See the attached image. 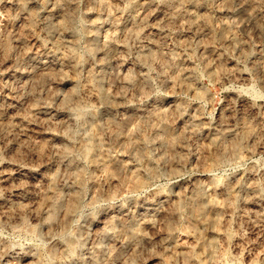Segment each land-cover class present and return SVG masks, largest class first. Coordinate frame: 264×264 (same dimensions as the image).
I'll use <instances>...</instances> for the list:
<instances>
[{"label":"rangeland","instance_id":"1","mask_svg":"<svg viewBox=\"0 0 264 264\" xmlns=\"http://www.w3.org/2000/svg\"><path fill=\"white\" fill-rule=\"evenodd\" d=\"M26 1L0 0V264H264V0H175L165 27L171 0ZM90 76L111 97L83 103L85 120L74 102ZM95 131L103 153L82 150Z\"/></svg>","mask_w":264,"mask_h":264},{"label":"bare ground","instance_id":"2","mask_svg":"<svg viewBox=\"0 0 264 264\" xmlns=\"http://www.w3.org/2000/svg\"><path fill=\"white\" fill-rule=\"evenodd\" d=\"M31 1V0H30ZM59 1V0H58ZM165 1V0H164ZM170 1V0H169ZM180 1V0H179ZM184 1V0H183ZM192 1V0H191ZM241 1H243V0H240V2ZM249 1V0H248ZM24 2H27L26 0H22V3H24ZM166 2H168V1H166ZM188 2H189V0H188ZM230 2V4H231V1H229ZM246 2H247V0H246ZM251 2V1H250ZM254 2L255 1H253V4H254ZM20 3V2H19ZM62 3V2H61ZM164 3V2H163ZM184 3H185V1H184ZM192 3V2H191ZM190 3V4H191ZM248 3V2H247ZM186 4V3H185ZM190 4H188V5H186V7L188 6L189 7V5ZM225 4H227V2H225ZM229 4V3H228ZM229 4V5H230ZM242 4V3H241ZM246 4V3H245ZM20 5V4H19ZM56 5V4H55ZM179 5V2L178 1H175V0H171V2H168V3H166L165 5H164V8H163V10H161V11H158L157 13H158V17H159V21L158 20H156V23H157V21H158V23H157V25L159 26V27H165V26H168L167 24H168V22L170 21V20H173L172 18H176V15L178 16V11L180 10L179 8H177V6ZM247 6H248V4H246ZM250 5H251V3H250ZM157 6V5H156ZM156 6H155V8H156ZM161 6H162V4H161ZM184 6V5H183ZM198 6V5H197ZM226 6V5H225ZM231 6V5H230ZM242 6H243V4H242ZM21 7V6H20ZM23 7V6H22ZM58 7V6H57ZM194 7H196V6H194ZM250 7V6H249ZM197 8H199V7H197ZM229 8V7H228ZM244 8V7H243ZM20 9H22V8H20ZM24 9H26V8H24ZM177 9H179L178 11H177ZM186 9V8H185ZM232 9V8H231ZM235 9V8H234ZM236 9H238V8H236ZM235 9V10H236ZM156 10H158V9H156ZM183 10V9H182ZM187 10V9H186ZM190 10H191V8H190ZM199 10V9H198ZM200 10H202L201 8H200ZM205 10H206V7H205ZM239 10H242V9H239ZM245 10H247V9H245ZM245 10H243V11H245ZM23 11V10H22ZM26 11V10H25ZM24 11V12H25ZM238 11V10H237ZM191 12V11H190ZM197 12H199V11H197ZM230 12H231V10H230ZM48 13V12H47ZM63 13V12H62ZM201 13V12H200ZM205 13V12H204ZM50 14V13H49ZM156 14V13H155ZM182 14H183V12H182ZM185 14H186V12H185ZM198 14V13H197ZM196 14V19H198V15ZM239 14V13H238ZM241 14V13H240ZM239 14V15H240ZM251 14H252V12H250V13H246V14H244L245 16H246V18L248 19V21H251L252 22V19H254V18H252V16H251ZM51 15V14H50ZM69 15L70 16H72L70 13H69ZM69 15L68 14H65V11H64V14H63V16L61 17V19L60 20H58V22L60 23V25L61 26H63V27H65L66 26V22H68L69 23V21H71V20H69ZM187 15V14H186ZM193 15V14H192ZM195 15V14H194ZM194 15H193V18H194ZM204 15V14H203ZM49 16V15H48ZM50 17H52V16H50ZM54 17V16H53ZM52 17V18H53ZM136 17V16H135ZM190 17H192V16H190ZM55 18V17H54ZM53 18V19H54ZM59 18H60V16H59ZM58 18V19H59ZM154 18H156V17H154ZM177 18H179L178 19V24L180 25V24H183V21L181 20V18L180 17H177ZM183 18V17H182ZM185 18V17H184ZM189 18V17H188ZM246 18H243V19H246ZM49 18H47V20H48ZM53 19H50V20H53ZM55 19H57V18H55ZM54 19V20H55ZM133 19V17L131 18V20ZM138 19V18H137ZM205 19L207 20V17H206V14H205ZM184 20V19H183ZM186 20H188V19H186ZM191 20V19H190ZM255 20L256 19H254V21L252 22L253 24H255V25H257L258 26V22H255ZM134 21V20H133ZM132 21V22H133ZM185 21V20H184ZM201 21V20H200ZM243 21V20H242ZM47 22V21H46ZM131 22V21H130ZM132 22H131V24H132ZM224 22V21H223ZM52 23H56V22H52ZM51 23V24H52ZM134 23V22H133ZM143 23V22H142ZM171 23V22H170ZM185 23V22H184ZM193 23H195V21L193 22ZM201 23V22H200ZM203 23H205V22H203ZM225 23V22H224ZM245 23H247L246 21H245ZM65 24V25H64ZM131 24H129L130 26H131ZM135 24H139V23H134V25ZM144 24V23H143ZM187 24V23H186ZM185 24V25H186ZM207 24V23H206ZM223 24V23H222ZM225 24H227V23H225ZM244 24V23H243ZM250 24V23H249ZM253 24H251L252 26H254ZM53 25V24H52ZM54 25H56V24H54ZM59 25V26H60ZM71 25V24H70ZM69 25V26H70ZM174 25V24H173ZM201 24H199V26H200ZM228 25H230V23H228ZM232 25V24H231ZM241 25V24H240ZM248 25V24H247ZM246 25V26H247ZM49 26H51L50 25V23H49ZM68 26V25H67ZM66 26V27H67ZM136 26V25H135ZM141 25H139V27H140ZM143 26V25H142ZM194 26V25H193ZM197 27H198V25H196ZM245 26V27H246ZM54 27V26H53ZM56 27V26H55ZM58 27V26H57ZM65 27V28H66ZM133 27V26H132ZM180 27V26H179ZM263 27V26H262ZM50 28V27H49ZM51 28H52V26H51ZM59 28V27H58ZM137 28V27H136ZM142 28V27H141ZM141 28H140V31H141ZM145 28V27H144ZM170 28V27H169ZM178 28V27H177ZM224 27H222V29H223ZM228 28H230L229 26H228ZM255 28V27H254ZM258 28V27H257ZM62 29V28H61ZM67 29H69V27L67 28ZM66 29V30H67ZM138 29V28H137ZM165 29V28H164ZM163 29V30H164ZM221 29V30H222ZM225 29H227V26L225 27ZM259 29V28H258ZM263 29V28H262ZM59 31H60V29H58ZM66 30H63V31H66ZM129 30L131 31V28H129ZM149 30V29H148ZM152 30V29H151ZM166 30V29H165ZM167 30H169V29H167ZM173 30V29H172ZM181 30V29H180ZM230 30V29H229ZM257 30V29H256ZM264 30V29H263ZM69 31V30H68ZM67 31V32H68ZM72 31V30H71ZM129 31V32H130ZM133 31V30H132ZM135 32H136V30H134ZM133 31V32H134ZM145 31V30H144ZM70 32V31H69ZM114 32V31H113ZM128 32V33H129ZM134 32V33H135ZM143 32V31H142ZM151 32V31H150ZM168 32H170V33H172V31H168ZM174 32V31H173ZM130 33H132V32H130ZM134 33H133V35H134ZM149 33V32H148ZM159 33V32H158ZM162 33V32H161ZM176 33H177V31H176ZM225 33H227L226 31H225ZM70 34H71V32H70ZM114 34V33H113ZM116 34V33H115ZM179 34H180V32H179ZM67 35V34H66ZM69 35V34H68ZM164 35V34H163ZM131 36H132V34H131ZM178 36V35H177ZM72 37H75V35H73V33H72ZM111 37V36H110ZM115 37V36H114ZM134 37V36H133ZM137 37V36H136ZM140 37V36H139ZM138 37V38H139ZM148 37H149V35H148ZM151 37V36H150ZM230 37V36H229ZM109 38V37H108ZM233 38V37H232ZM231 38V39H232ZM72 39V38H71ZM148 39V38H147ZM230 39V38H229ZM106 41H107V39H105ZM109 40V39H108ZM151 40V39H150ZM147 41V43H146V45H144L145 47H146V51L148 52V54L149 55H152L154 52H155V50L156 49H154V45L152 44L153 42H151V41ZM153 41V40H152ZM155 41V40H154ZM232 41H234V39H232ZM105 42V41H104ZM108 42V41H107ZM235 42H238L237 40L235 41ZM59 43V42H58ZM230 44H232L231 42H229ZM4 44H6V43H4ZM57 44V43H56ZM105 44V43H104ZM103 44V45H104ZM156 44H158V43H156L155 42V45ZM236 44V43H235ZM239 44V43H238ZM6 45H8V44H6ZM55 45V44H54ZM237 45V44H236ZM10 46V45H9ZM9 46H6L7 47V49L9 48ZM89 46V45H88ZM88 46H86V47H88ZM91 46V45H90ZM88 47L87 49V51H90V48H92V46L91 47ZM106 46V45H105ZM104 46V47H105ZM143 46V47H144ZM158 45H156V47H157ZM160 46V45H159ZM159 46H158V48H159ZM6 47H4L5 49H6ZM57 47H59V46H57ZM107 47V46H106ZM143 47H141V49L140 50H142V48ZM155 47V48H156ZM233 47H234V45H233ZM237 47V46H236ZM236 47H234V48H236ZM140 48V47H139ZM157 48V49H158ZM209 48H210V46H209ZM101 49V48H100ZM107 50H109L108 48H106ZM105 49V50H106ZM159 49H161V48H159ZM158 49V50H159ZM211 49H212V46H211ZM55 50H57L56 48H55ZM92 50H94V49H92ZM158 50H156L157 52H159ZM69 51V50H68ZM143 51V50H142ZM141 51V52H142ZM56 52H58V50L56 51ZM65 52V51H64ZM91 52V51H90ZM89 52V53H90ZM111 52V51H110ZM140 52V53H141ZM63 53V52H62ZM69 53H71V51L69 52ZM88 53V54H89ZM144 53V52H143ZM142 53V54H143ZM91 54V53H90ZM93 54V53H92ZM104 54H107V53H104ZM166 54H167V52H166ZM172 55H173V53H171ZM65 55V54H64ZM85 55V54H84ZM168 55V54H167ZM170 55V54H169ZM63 56V55H62ZM61 56V57H62ZM68 57H69V55H67ZM146 56V55H145ZM145 56H143V57H145ZM153 56H155V55H153ZM156 56H157V54H156ZM159 54H158V58H159ZM164 58H163V60L165 59V55H162ZM72 57H73V55H72ZM82 57V56H81ZM71 58V57H70ZM89 58V57H88ZM171 58V57H170ZM170 58H167V60L168 59H170ZM173 58H175V57H173ZM173 58H171L172 60H173ZM66 59V58H65ZM73 59H75V58H73ZM72 59V60H73ZM79 59H84V57L83 58H79ZM157 59V58H156ZM77 60H78V58H77ZM100 60V59H99ZM146 60H147V58H146ZM159 60H160V58H159ZM162 60V59H161ZM73 61H75V60H73ZM81 61V60H80ZM79 61V62H80ZM104 61V60H103ZM165 61H166V59H165ZM165 61H161V62H164L165 63ZM38 62V61H37ZM69 62H70V60H69ZM83 62V61H82ZM85 62V61H84ZM98 62V61H97ZM101 62H102V60H101ZM105 62V61H104ZM103 62V63H104ZM172 62V61H171ZM64 63V62H63ZM71 63H72V61H71ZM75 63H77L76 61H75ZM74 63V64H75ZM99 63V62H98ZM167 63V62H166ZM40 64V63H39ZM39 64H38V66H39ZM43 64V63H42ZM70 64V63H69ZM73 63H72V65H74ZM84 64V63H83ZM88 64V63H87ZM170 64V63H169ZM173 64V63H172ZM46 65V64H45ZM64 65V64H63ZM99 65H101V64H99ZM165 65H167V67H168V64H165ZM174 65V64H173ZM71 66V65H70ZM75 66V65H74ZM80 66V65H79ZM82 66V65H81ZM164 66V65H163ZM172 66V65H171ZM65 67V66H64ZM67 67H69L68 66V64H67ZM72 67V66H71ZM100 67V66H99ZM101 67H103V64H102V66ZM35 68H36V66H35ZM63 68V67H62ZM75 69H76V66L74 67ZM169 68V67H168ZM39 69V68H38ZM73 69V68H72ZM76 71V70H75ZM91 71V70H90ZM186 72V71H185ZM183 73H184V71H183ZM73 74V73H72ZM91 74H92V72H91ZM94 74H95V72H94ZM190 74H191V72H190ZM189 74V75H190ZM99 75V74H98ZM95 76H97L96 74H95ZM129 76H130V74H129ZM128 76V77H129ZM185 76V75H184ZM45 77V76H44ZM183 77V76H182ZM185 77H187V76H185ZM184 77V78H185ZM73 78H74V74H73ZM189 78H190V76H189ZM43 79V78H42ZM76 79H77V77H76ZM75 79V80H76ZM130 79V78H129ZM85 80H87V79H85ZM99 80H100V78H99ZM125 80H127L126 79V76H125ZM184 80V79H183ZM186 80V79H185ZM43 81V80H42ZM89 83L88 84H86L85 85V92H84V101L83 102H81V100L80 101H78V102H74L75 104L74 105H76V110H77V117L80 115V118L82 117V118H86L85 117V111L83 110V107L84 106H82L83 105V103H85V102H91V101H93L94 100V102H97V98L99 99V97L100 98H103V99H106L105 98V95L103 94V88H102V85H103V83H102V85H101V81L99 82L97 79H95L93 76H90L89 77ZM88 81H86V82H88ZM77 82V81H76ZM126 82V81H125ZM75 83V82H74ZM126 83H128V82H126ZM75 84H77V83H75ZM79 85V84H78ZM83 85H84V83H83ZM83 85H81L82 87H83ZM78 87V86H77ZM78 89V88H77ZM105 89V88H104ZM73 90V89H72ZM79 90H80V88H79ZM106 90V89H105ZM75 92H76V90H75ZM75 92H74V94H75ZM73 93V92H72ZM81 93V92H80ZM107 93H108V91H107ZM73 94H70V95H67L66 97H67V99H69V98H71V96H72ZM77 95H79V94H77ZM108 95H109V93H108ZM108 95H106V96H108ZM75 96V95H74ZM83 96V95H82ZM110 96V95H109ZM63 97V96H62ZM77 97V96H76ZM75 97V98H76ZM111 97V96H110ZM113 97H115V96H113ZM112 97V98H113ZM63 98H65V97H63ZM80 98V97H79ZM109 97H107V99H108ZM111 98V99H112ZM66 99V98H65ZM113 99H116V98H113ZM64 100V99H63ZM75 100H77V99H75ZM96 100V101H95ZM118 100V99H117ZM117 100H116V102H117ZM64 101H66V100H64ZM62 102L63 104L65 103V102ZM68 101V100H67ZM105 101H107V100H105ZM112 101V100H111ZM71 102V101H70ZM114 102V101H113ZM68 103H69V101H68ZM73 103V102H72ZM105 103V102H104ZM66 104H67V102H66ZM89 104V103H88ZM107 104H109L108 102H107ZM106 104V106H108ZM110 104H111V102H110ZM113 104V103H112ZM65 105V104H64ZM70 105V104H69ZM73 106V105H72ZM87 106V105H86ZM89 106V105H88ZM117 106V105H116ZM66 107H68V105L66 106ZM70 107H68V109H69ZM111 108H115V107H111ZM67 109V108H66ZM159 109V108H158ZM161 109V108H160ZM73 110H74V106H73ZM72 110V111H73ZM110 110V109H109ZM71 111V112H72ZM88 111V110H87ZM101 111V110H100ZM100 111H99V113H100ZM113 111V110H112ZM156 111H158V110H156ZM68 112V111H67ZM111 112V111H110ZM152 112V111H151ZM162 112V111H161ZM74 113H76V112H74ZM103 113V112H102ZM106 113V112H105ZM164 113V112H163ZM67 114H69V112L67 113ZM73 114V113H72ZM87 114V113H86ZM89 114V113H88ZM101 114V113H100ZM112 114V113H111ZM69 115H71V114H69ZM93 114H91V116H92ZM150 115V114H149ZM76 117V115H73L72 117ZM91 116L90 117H88V118H91ZM94 116V115H93ZM96 116V115H95ZM109 116V115H108ZM71 117V116H70ZM76 117V118H77ZM126 117V116H125ZM88 118H87V121H88ZM105 118V117H104ZM112 118V117H111ZM115 118V117H114ZM114 118H112V119H114ZM129 118V117H128ZM150 118V117H149ZM196 118V117H195ZM94 119V118H93ZM108 119V118H107ZM124 119V118H123ZM160 119H163L164 120V117L163 118H160V113H154L153 115H152V117H151V120L154 122V131H155V134L159 137L160 135L162 136L163 134H166L167 133V129H166V126L165 127H163V125H160L161 124V120ZM80 120H83V119H79V121ZM86 120V119H85ZM85 120H83V121H85ZM89 121H92V119L91 120H89ZM109 121V120H108ZM81 122V121H80ZM106 122H107V120H106ZM113 122V121H112ZM164 122V121H163ZM162 122V123H163ZM108 123V122H107ZM106 123V124H107ZM120 123V122H119ZM83 125H84V123H82ZM112 123H110V125H111ZM118 124V123H117ZM149 124V123H148ZM152 124V123H151ZM165 124V123H164ZM129 125V124H128ZM220 125H222V124H220ZM226 125V124H225ZM115 125H113V127H114ZM125 126H127V124L125 123ZM151 126L152 125H150V128H151ZM162 126V127H161ZM224 126V125H223ZM113 127H112V129H113ZM122 127H124V126H122ZM224 127H226V126H224ZM229 126H227V128H228ZM127 128V127H126ZM220 128H221V126H220ZM219 128V129H220ZM227 128H223L222 129V131H221V133L219 134V136L216 138V135H215V138L213 139V137H212V141H213V143H214V141H220L221 142V140H223V139H225L227 136H228V134H230V131H229V133H228V131L226 130ZM121 129H120V126H119V124L118 125H116V129H115V135L116 136H120V133H121V131H120ZM125 130V129H124ZM124 130H122V131H124ZM228 130H230V129H228ZM231 130H233V129H231ZM153 131V130H152ZM219 131V130H218ZM101 132V131H100ZM100 132L98 133L97 131H95V132H93V134L91 135L92 136V143H87V144H83L84 146H83V149L82 150H84V151H86V152H89L91 149H93L94 151H98V152H101V153H103V150H102V145L104 144L103 142H102V140H103V138L101 139V134H100ZM125 132H126V130H125ZM92 133V132H91ZM233 133V132H232ZM124 134H126V133H124ZM127 134H130V133H127ZM126 134V135H127ZM153 134H154V132H153ZM217 134V133H216ZM115 135L113 136V138L115 137ZM231 135V134H230ZM91 136H90V139H91ZM120 137H122V136H120ZM126 138H127V136H125ZM167 137V136H166ZM124 138V137H123ZM151 138V137H150ZM160 138V137H159ZM158 138V139H159ZM162 138V137H161ZM160 138V139H161ZM233 138V137H232ZM128 139V138H127ZM126 139V140H127ZM157 139V138H156ZM155 139V140H156ZM164 139V138H163ZM116 140V139H115ZM123 140V139H122ZM131 140V139H130ZM148 140V138H146V141ZM151 140V139H150ZM154 140V141H155ZM229 140V139H228ZM262 140H263V143H264V139L262 138ZM124 141V140H123ZM144 141V140H143ZM142 141V142H143ZM151 141H153V140H151ZM153 141V142H154ZM156 141H158V140H156ZM164 141V140H163ZM167 141V140H166ZM136 142V141H135ZM150 142V141H149ZM152 142V143H153ZM159 142V141H158ZM168 142V141H167ZM219 142V143H220ZM103 143V144H102ZM160 143H161V141H160ZM218 143V142H217ZM222 143V142H221ZM147 144H149V143H147ZM156 144V143H155ZM162 144V143H161ZM235 144V143H234ZM151 145V144H150ZM163 145H166V144H164V142H163ZM217 145V144H216ZM139 146V145H138ZM82 147V146H81ZM136 147V146H135ZM134 147V148H135ZM144 147V146H143ZM137 148V147H136ZM139 148V147H138ZM147 148V147H146ZM150 148V147H149ZM139 149H142V145H141V148H139ZM234 149H236V148H234ZM64 150H66V147L64 148ZM63 150V151H64ZM69 151V150H68ZM149 152V151H148ZM104 153H105V151H104ZM141 153H143L144 154V158L145 159H150L149 157V155L147 154V153H144V150L142 149V151H141ZM63 154H64V152H63ZM106 154H107V151H106ZM109 154V153H108ZM107 154V155H108ZM150 154V153H149ZM151 154H152V152H151ZM67 155H68V153H67ZM110 155V154H109ZM153 155V154H152ZM65 156V155H64ZM97 157V156H96ZM153 157V156H152ZM104 159L106 158V157H103ZM110 158V157H109ZM98 159V158H97ZM108 159V158H107ZM113 159V158H112ZM100 160V159H99ZM98 160V161H99ZM103 160V159H102ZM112 161V160H111ZM145 161V160H144ZM147 161V160H146ZM145 161V162H146ZM102 162V161H101ZM106 162V161H105ZM95 163H97V162H95ZM106 163H108V162H106ZM98 165V164H97ZM104 165V164H103ZM151 165H153V164H151ZM107 166V165H106ZM150 166V165H149ZM132 170V169H131ZM135 171H136V169H134ZM134 170L132 171L133 172V174H136L135 172H134ZM139 170H137L136 172H138ZM131 172V171H130ZM131 172V173H132ZM135 176V175H134ZM251 178V177H250ZM253 178V177H252ZM251 178V179H252ZM53 180V179H52ZM50 182V181H49ZM48 182V183H49ZM54 181H52L51 183H53ZM142 184V180H137L136 181V185H141ZM49 186H50V183H49ZM51 186H52V184H51ZM251 186V185H250ZM249 186V187H250ZM254 186V185H253ZM252 186V189L254 188ZM51 188V187H50ZM263 188V187H262ZM53 189H54V187H53ZM258 189V188H257ZM49 190V189H48ZM46 191H47V189H46ZM50 191V190H49ZM55 191V190H54ZM256 191V190H255ZM264 192V191H263ZM47 194H48V192H46ZM55 193V192H54ZM256 193H257V191H256ZM260 193H261V190H260ZM43 195H46V194H43ZM54 195V194H53ZM57 195H59V194H57ZM78 195V194H77ZM263 195H264V193H263ZM263 195H261L262 196V198H263ZM50 196H51V194H50ZM56 196V195H55ZM196 196V195H195ZM57 197H59V196H57ZM79 197V196H78ZM45 198V197H44ZM48 198V197H47ZM51 198V197H50ZM50 198H48V199H50ZM53 198V197H52ZM51 198V199H52ZM256 198H258V196L256 197ZM260 198V197H259ZM45 200V199H44ZM47 200V199H46ZM56 201H58L57 199H55ZM199 200V199H198ZM213 200V199H212ZM212 200H210V201H212ZM254 200H257V199H254ZM260 200V199H259ZM262 200V199H261ZM19 201V200H18ZM48 201V200H47ZM51 201V200H50ZM78 202V199H77V196H76V194L74 195V197H73V199L71 198V202H68L69 204H68V211H72V210H74L76 207H75V205H77L76 203ZM214 201V200H213ZM213 201H212V203H213ZM258 201V200H257ZM256 201V202H257ZM264 201V200H263ZM196 202H198V201H196ZM195 202V203H196ZM252 202V201H251ZM56 203V202H55ZM59 203H60V201H59ZM192 203H194L193 202V200H192ZM253 203H255V202H253ZM252 203V204H253ZM260 203V202H259ZM47 204V203H46ZM58 204V203H57ZM214 205V207H215V201H214V203H213ZM251 204V205H252ZM257 204V203H256ZM50 205H52V204H50ZM50 205L48 204V206L50 207ZM157 205H159V203L157 204ZM209 205V204H208ZM262 205V204H261ZM260 205V206H261ZM47 206V205H46ZM58 206V205H57ZM156 206V205H155ZM213 206H211V207H213ZM217 206V205H216ZM257 206V205H256ZM157 207V206H156ZM205 206H203L202 204H200L199 202L198 203H196L195 204V206H194V209H193V211H194V213H195V215L197 216V219L199 218V217H202L203 218V221H202V223L201 224H205V223H210L211 224V222H212V219H211V216H209V215H206V213H207V211H209L208 210V208H204ZM210 207V206H209ZM54 208H56V206H55V204H54ZM48 209V208H47ZM147 209V208H146ZM263 209V208H262ZM48 210H50V209H48ZM145 210V209H144ZM151 210V209H150ZM212 210V209H211ZM50 211H52L53 212V205H52V210H50ZM50 211H48L49 212V214H48V218H53V213L52 212H50ZM55 211V210H54ZM147 211V210H146ZM153 211H154V209H153ZM263 211V210H262ZM148 212V211H147ZM155 212V211H154ZM154 212H152L153 214H154ZM215 212V211H214ZM257 212H259V214H260V210L258 209V211ZM256 212V213H257ZM150 213H151V211H150ZM146 214H149V213H146ZM146 214L144 213V215L146 216ZM208 214V213H207ZM210 214V213H209ZM262 214V213H261ZM260 214V215H261ZM148 216V215H147ZM146 216V217H147ZM149 216H150V214H149ZM148 216V219L151 217H149ZM196 216H194V217H196ZM263 217V216H262ZM202 218H201V220H202ZM259 218V217H258ZM144 219V218H143ZM147 219V218H146ZM146 219H144L145 221H146ZM147 219V220H148ZM196 219V218H195ZM260 219H261V217H260ZM150 220V219H149ZM152 221V220H151ZM149 222V221H148ZM256 222V221H255ZM260 222H262V220L260 221ZM111 223H113L112 221H111ZM257 223V222H256ZM259 223V222H258ZM197 224V223H196ZM200 224V223H199ZM215 224V223H214ZM213 224V225H214ZM213 225H211V226H213ZM201 226V225H200ZM206 226V225H205ZM262 226V225H261ZM108 227H109V225H108ZM107 227V230L109 229ZM111 227V226H110ZM203 227V226H202ZM106 228V227H105ZM129 228V227H128ZM110 229H113V227H111ZM124 229V228H123ZM125 230H126V228H125ZM129 230V229H128ZM127 230V231H128ZM138 230V229H137ZM108 231H110V230H108ZM124 231V230H123ZM137 232H139V231H135V230H129L128 232H125V233H128V235L130 236V237H132L133 238V236H136L137 235ZM126 237V236H125ZM132 240V239H131ZM133 241V240H132ZM212 242V241H211ZM67 246H69V249H70V247H72L71 245H73L72 244V242L71 241H69L68 240V242H67ZM212 244V243H211ZM213 244H214V242H213ZM74 246V245H73ZM75 247V246H74ZM71 250V249H70ZM17 251V250H16ZM67 251H68V249H67ZM18 252V251H17ZM68 253V252H67ZM69 253H71V252H69ZM128 261V260H127ZM132 262H134V261H132ZM131 263V262H130ZM120 264H121V262H120ZM122 264H123V260H122ZM126 264H129V263H126ZM132 264V263H131Z\"/></svg>","mask_w":264,"mask_h":264}]
</instances>
